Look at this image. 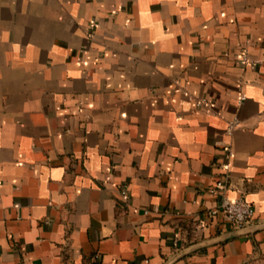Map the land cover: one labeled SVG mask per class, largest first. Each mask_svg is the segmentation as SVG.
<instances>
[{"label":"crops","instance_id":"0c3cea01","mask_svg":"<svg viewBox=\"0 0 264 264\" xmlns=\"http://www.w3.org/2000/svg\"><path fill=\"white\" fill-rule=\"evenodd\" d=\"M0 264H264V0H0Z\"/></svg>","mask_w":264,"mask_h":264},{"label":"built area","instance_id":"2783aa9c","mask_svg":"<svg viewBox=\"0 0 264 264\" xmlns=\"http://www.w3.org/2000/svg\"><path fill=\"white\" fill-rule=\"evenodd\" d=\"M243 59H246V55H243ZM243 96H241L242 98ZM203 101L199 100L196 102L197 106L203 105ZM209 106L208 103H204ZM225 189V181L221 178H217L214 184L209 188L211 194H221L222 197L218 205L210 210L206 211V216L211 217L212 215L220 212L228 223L235 227H240L250 221L253 216V208L244 198H234L230 199L223 195V190ZM122 195L125 196V192L122 191ZM145 213L148 210L144 211ZM202 221V220H201ZM203 222V221H202Z\"/></svg>","mask_w":264,"mask_h":264}]
</instances>
